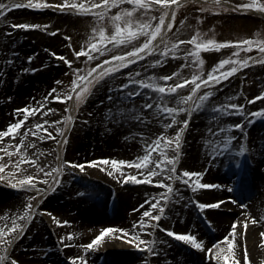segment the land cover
Segmentation results:
<instances>
[{
  "label": "rangeland",
  "instance_id": "rangeland-1",
  "mask_svg": "<svg viewBox=\"0 0 264 264\" xmlns=\"http://www.w3.org/2000/svg\"><path fill=\"white\" fill-rule=\"evenodd\" d=\"M0 2L21 4L20 7L12 8L6 13V19L9 23H0V118L8 111H13L14 113L16 109H22L25 106L38 107L37 102L41 101L44 96H48L53 88L71 91L72 81L76 78L74 75L76 68L86 70L87 68L95 67L103 60L108 59L109 56L123 51H131L133 47L140 46L147 39L146 36L140 35L129 44L119 45L115 48H113V44H108L107 46L113 49L111 52L104 56L93 53L96 58L88 61L87 55H81L77 58L75 52L79 51L82 47L87 48V42L93 36L92 28L96 26V19L92 14L61 12L56 7L33 9L27 7V0H0ZM49 2H63V0H49ZM78 2H81V0H78ZM248 2L250 0H234L233 10L227 12L213 10L201 12V0L186 3L176 12L175 22L173 23V27L167 30L165 40L174 41L179 39L190 41L197 30L205 34V39H214L220 43L255 38L257 33L264 35V16L259 11L255 9L251 11L235 10V5ZM260 2H264V0H260ZM131 6L125 3L109 10V16L105 17L103 21V26L108 34L114 31L111 16L118 12L120 7ZM160 7L162 6L158 5L155 9L147 10L151 15L157 17L155 21H152L153 24L159 22L158 18L161 15L159 11ZM144 12V9L138 10L135 13V18L141 20L150 19L151 15L145 16ZM200 17H203V19L201 20ZM181 21L184 23L182 24ZM21 23H37L47 25V27L37 29L12 27V24ZM56 29H59V32H56ZM53 32H56V34L53 35ZM8 33H11V35H8ZM96 39L98 40L99 37L97 36ZM159 47L163 49L164 44H161ZM193 47L190 43L180 45V55L176 57L167 56L165 57L167 62L162 61L159 65L153 64V61L160 59L161 53L159 51L153 52L142 59L136 60L133 64L120 69L117 73L113 74L112 78L105 77L101 83L96 84L92 88L91 94L81 103L79 111H76L75 116H73L74 124L71 130H69V127L72 122L65 121L63 117L69 114L72 115V108H74L72 105L73 99L64 101L49 97L48 102L36 115L29 116V118L39 116L48 103L51 104L49 100H53L56 103L54 119L55 121H60V127H66L64 139L67 138L68 143L57 144V140H60L62 136L55 130V125L49 126L51 129L53 128L52 130L47 126L50 129L52 137H55V139L49 138L44 142V145H47V149L46 147L44 148L42 151L44 154L39 158L40 165L46 166V172L55 168L58 164L62 165L64 160L84 163L86 170L81 171L79 168H74L71 165H62L65 168L61 177L62 182L58 186H54L55 190L49 188V185L52 184V178L48 177V184H45L43 182L44 173L37 171L34 165L29 166V164H24L22 167L26 171L15 173L17 178L26 174L40 177L41 179L38 181L40 191L49 189L44 200L50 196V193L59 191L52 198L50 207L45 208L43 206L37 208L39 211H35V215L31 221L26 224L23 234L13 244L10 255L12 258L18 260L19 264L20 262L22 264H59L58 261H65V257L61 255L60 257L57 253H55L57 256L53 258L52 244H50L51 246L45 244L44 237L39 231V226H44L50 232L51 239L57 231H60L62 236L65 237L67 233H76V236L72 240L66 238L64 243L71 245L68 249L75 252V256L87 255L90 264H92L91 258H95V255L101 257L108 253L109 249L105 248V245H110L108 243L114 244L113 235L109 234V236H106L101 246L90 250L87 254L80 245L91 242L105 227H133L141 212L146 208V206L141 207V205H145V201L148 199V195L145 192L154 191L159 194L167 191L162 186L147 182L133 183L132 181H128L127 183H121L120 180H117L112 185L111 177L115 175L109 176L107 172L98 166H93V171H88V166L90 165L86 163L87 161H99L101 157L129 161L136 160L138 156L145 154L146 139L150 142L161 133L174 136L175 132L180 127H183L182 121L189 119V125L184 132L180 152L177 153L174 147L165 149V151L169 155L179 156V163L176 165L179 175H182L185 169L192 172H200L202 173L199 178L200 181L208 184L206 180L207 174L212 171V167L217 161L225 159L228 154V152L220 154L219 145L215 144V138L212 133L208 132V129L212 128L213 132H215L217 127H224L232 122L227 121L225 118V114L230 113V110L223 113L224 115L213 111L216 105H227L228 103L244 105L245 112L248 113L246 115L245 112L238 110L239 117L233 123H242L244 127L238 129L239 134L234 141L240 138L242 146L251 152L250 132L256 127L255 124L258 122L257 119L260 116H252L250 114L264 109V97L251 103L249 101L259 96L261 92H264V64L250 63L248 67L241 68L237 73L220 80L215 85L206 87L202 85L196 94L197 96H203L210 89L213 91V95L208 98L203 107L199 110H193L191 117H189L187 111L178 114L177 119L181 123L172 125L171 128L164 127L165 123H171V117L167 113L159 110V114L157 115L158 109L156 107L142 109L145 100L154 104L160 103L150 101L149 96L142 98L143 93L145 94L148 88H141L135 84L129 85L128 89H118L115 87V85L127 82V73L129 72H139L140 78L148 79L151 76L162 77L163 75H170L174 71H179L183 78L190 80L192 74H200L199 68L195 66L198 63L195 58L184 59V52H190ZM52 52L73 60V65L70 67L65 61L60 60L58 56H53ZM29 56L32 57L31 61L28 60ZM248 56L259 58V49L254 47L251 51H248L243 45L239 47L227 45L219 49L210 48L202 50L200 57L204 60L203 76L206 79L207 74L221 59L232 57L233 60H236L237 58L243 59ZM182 65H186V67H181ZM25 68L35 69V71L25 72L23 71ZM228 68L229 65H225L220 71L226 72ZM217 75L219 76V72ZM135 78L134 76L133 79ZM175 79L173 78V81L159 80L158 82L169 84L175 82ZM57 81H62V83L57 84ZM193 86L191 83L185 85L182 89L178 90V94L180 96H189ZM229 86L234 88V99H227V96L223 97L225 89ZM30 87H34L35 89L28 91L27 89ZM134 89L138 90L140 95L130 96L129 93ZM151 91L153 92V90ZM154 94L156 93L154 92ZM55 95L57 93H52V96ZM171 95L176 97L177 93ZM190 104H192V101H189ZM168 105L170 107H188V105L184 104L176 105L175 99L169 100ZM141 110L148 115L149 119L147 122L134 119V114L139 113ZM21 114L23 113L17 114L19 117L14 121H9L7 117L3 122L0 120V130H6L11 123L16 122L19 118H23ZM26 129L20 131L21 135H16L15 138L11 134L9 137L3 138V142H0V148L11 145L13 155L11 158L4 155L0 163H7L9 159L15 161L20 158L19 153H15L14 151L15 141L17 138L21 139L23 137L22 134ZM141 133L146 135L142 136ZM192 133L194 134V145L192 142L191 145L187 144L186 140L187 138L190 139V134ZM207 136L210 137L209 140L214 143V148L217 151L215 154L209 153L208 156H204V152H199L198 148L202 147L203 143L201 141ZM224 136H226L225 133ZM221 137L219 138L221 139ZM186 145L189 147H187V150ZM193 147L196 150H193ZM117 149L122 150L123 153L121 155L119 153L120 156L118 155V158L115 157ZM246 154L247 152L245 151L243 157ZM262 156V159H264V154ZM153 157L159 158V153L154 152ZM233 163L239 162L233 161ZM154 166L155 163L153 162L148 165V168L151 169ZM108 167L111 170L110 166ZM12 168L13 165L9 163L3 175H7ZM143 171L144 169H136L134 166H124V175H128L129 173L137 174V172ZM116 175H119V173H116ZM152 179H163L165 183L172 184L174 191L178 192L179 195L175 197L173 202L167 203L165 209L166 215L159 222L162 227L156 228L154 222L149 232H138L139 235L141 233L146 234L147 236L141 235L146 240L153 239L150 232L155 233L154 238L158 242L156 247L157 255H152L142 247L137 248L135 244H131L134 247H131V250H128L127 254H121L122 257L126 256L124 258L125 262L132 261L136 262V264H188L190 256L193 255L211 257L213 263L217 262L215 256L206 251V247L204 249H196L187 243L186 249L188 251L176 249L173 252L174 243L163 230L164 228H170L177 233L184 230L177 229L175 225H172L171 215L167 213L168 209H185L189 211L191 216L195 215V212L196 214L199 212L201 214L203 210L200 211L195 203L198 200L197 195L200 193L197 190L193 191L192 184H186L179 179L172 181L163 175L153 177ZM191 179L195 181L196 177H192ZM4 181L5 184L3 186L12 188L13 191L15 189L22 204L27 205L29 198L36 195L35 190L26 191L17 189L9 181ZM248 186L249 190L253 191V185L249 183ZM135 192L139 193L134 194ZM102 196H104V201H102ZM220 198H215V200ZM38 199L39 197L31 202L35 204ZM102 202L109 206V208L103 209V213H105L104 218L107 219V222L87 220L86 218L91 217L90 214L94 209L103 208L100 205ZM160 203L165 204L166 202L161 200ZM40 204L38 207H40ZM222 204L221 207H223ZM52 206H55L56 209L52 208ZM49 212L54 213L61 220H68L72 223L69 225H57L48 214ZM122 217H125L124 224H119L117 221L121 220ZM187 218L189 221V216ZM206 225L208 227L206 229L209 231L213 230L207 221ZM134 228V232H136L137 228ZM185 230V233L196 235L204 243L205 238H201L194 218ZM130 232L132 231L130 230ZM219 237H213L209 244L211 246L215 244L220 240ZM51 259H53V263H50ZM105 260L103 259L95 264H119L121 261ZM69 262H66V264H72V262Z\"/></svg>",
  "mask_w": 264,
  "mask_h": 264
},
{
  "label": "snow or ice",
  "instance_id": "snow-or-ice-1",
  "mask_svg": "<svg viewBox=\"0 0 264 264\" xmlns=\"http://www.w3.org/2000/svg\"><path fill=\"white\" fill-rule=\"evenodd\" d=\"M189 0H63V2H55L50 3L49 0H27V7L33 9H44L56 7L61 12H72V13H80V14H92L96 19V26L92 28L93 36L89 38L87 42V48L82 47L79 51L75 52L77 58L81 55H87L88 61L94 60L96 58L93 53H97L100 56H104L105 54L111 52L113 49L109 48L108 44H113V48L119 45H127L131 41L135 40L138 36L144 35L147 39L144 40L143 44L138 47H133L131 51H123L116 55H111L108 59L103 60L101 63L97 64L95 67L87 68L86 70H81L80 68L75 69V79L72 81L71 91H65L63 89L53 88L49 92L48 96H44L41 101H38V107H29L25 106L22 109H16L15 111L19 115L23 113V119H18L16 122L11 123L6 130H0V142H3L4 137H9L10 134L13 138L16 135H21L18 131L24 125L25 121L29 119L30 115H35L41 108L44 107V102H46L49 97L55 100H72L74 96L75 110L79 111L81 103H83L87 96L91 94L92 88L101 83L105 77L112 78L113 74L117 73L120 69L127 67L130 64H133L136 60L142 59L144 56L149 55L153 52L159 51L161 53V58L153 61V64L159 65L162 61L167 62L165 57L173 56L176 57L180 55V45H184L186 43H190L194 47L190 52H184V59L188 60L190 57L195 58L198 62L195 66L199 68L200 74H192L191 79H186L182 77V74L179 71H174L170 75H163L162 77L151 76L148 79L140 78V73L129 72L127 73L128 80L126 83H121L115 85L118 89H128L129 85H137L141 88H148L153 90V92L157 93L159 96L160 103L154 104L150 103L147 100L144 101L142 105V109H152L156 107L158 109L157 115L159 114V110H162L164 113H167L171 117V123H165V128H171L172 125L181 123L177 119L178 114L183 112H188L189 117H191L193 110H199L201 107L205 105V102L209 97L213 95V91L210 89L205 92L203 96H197L198 90L202 85L209 86L215 85L220 82L222 79H226L228 76H232L233 74L240 71L241 68L248 67L250 63H259L264 64V35L261 33H257L255 38L250 39H241L236 41H225L223 43L217 42L214 39H205V34L196 31V34L193 35L190 41L184 40H174V41H166L164 37L166 36L165 28L170 30L173 27V23L176 19V12L182 6L183 3H188ZM125 3L132 5L131 7H120V10L111 16V23L114 27V31L111 34H108L103 26V21L105 17L109 16V10L112 8H116L119 5H124ZM202 7L200 8L201 12H205L208 10H213L217 12H227L229 10H233L234 0H201ZM160 7L159 11L161 15L159 16V22L153 24L152 21L157 19L156 16L151 15L147 10L155 9L157 6ZM21 4L17 3H4L0 2V23H9L6 19V13L12 9L20 7ZM174 6V7H173ZM144 9V15L149 16L151 18L148 20H141L135 18V13ZM257 10L262 15H264V2H260V0H250L248 3H243L239 5H235V10L242 11H251ZM171 12V21L166 24V20H168L169 13ZM202 20L203 17H200ZM183 24L184 22L181 21ZM13 28H23V29H37L41 27H47V25H41L37 23H21V24H12ZM56 32H59V29H56ZM56 32L52 34L55 35ZM11 35V33H8ZM99 37L97 40L96 37ZM157 37H161L160 43L164 44L163 49L159 47V44L154 43L157 40ZM70 39V38H69ZM227 45H236L237 47L243 45L248 51H251L252 48L259 49V58H254L248 56L246 58L240 59L237 58L233 60L232 57H228L226 59H221L218 64H216L212 70L207 74V78L205 79L203 76V65L204 60L200 57V52L202 50H207L210 48L219 49L225 47ZM53 56H58L60 60L65 61L70 67L73 65L74 61L68 59L66 56L58 54L56 52H52ZM28 60L31 61L32 57L29 56ZM225 65H229V68L226 72L220 71L224 68ZM181 67H186V65H182ZM23 71H35V69H23ZM219 72V76L217 73ZM136 77L133 79V77ZM175 82L169 84H162L158 82L162 81H173ZM57 84L62 83V81H57ZM194 85L191 88V94L189 96H180L178 94V90L182 89L185 85L188 84ZM52 93H57V95L52 96ZM177 93L176 97H173L171 94ZM130 96H138L140 95L138 90H133L129 93ZM151 96V93H148ZM264 97V92H261L259 96L252 98L249 102H254L255 100L261 99ZM195 98V99H194ZM11 99V98H9ZM111 99V97H109ZM175 99L176 105H188V107H178V106H169L168 101ZM231 99V98H229ZM189 101H192V104L189 105ZM239 110L241 112H245L244 105L237 103H228L227 105L220 104L216 105L213 109L214 112L225 113L228 110ZM48 111H53V109H48ZM71 111V110H70ZM247 115L248 113L245 112ZM46 115V113H45ZM252 116H264V109H260L255 113H251ZM63 119L69 123L74 120V117L69 114L63 117ZM134 119L137 121L147 122L149 117L146 113L141 110L139 113L134 114ZM43 124L55 125V130L60 133L62 137L65 136L66 127H60V121H51L45 120ZM183 127H180L174 136H168L161 133L155 139L150 142L145 140V154L142 156H138L136 160L129 161L125 159H114L109 157H101L99 161L91 160L86 163L92 166H98L102 168L109 176L115 175L117 180H120L121 183H127L128 181H132L133 183H142L147 182L149 184H157L162 186L167 191L165 193H159L158 197H153L152 199L155 201L151 203L150 209L143 212L142 218L137 221L133 227H138V232H149V230L153 227L155 222V227L160 228L162 225L159 223L162 220V217L166 215L165 209L167 207V203H171L175 200V197L179 195L178 192L174 191L172 184H167L163 179L153 180V177H157L160 175L166 176L167 179L175 181L177 179L181 180L186 184H192L193 191L199 189H208L217 187V185L202 183L200 181V176L202 173L200 172H192L187 169L183 171L182 175L177 173L176 165L179 163L178 155H169L165 149L174 147L177 153L181 150V145L183 142V136L186 128L189 125V119H185L182 121ZM37 129H40L41 132H47L48 135H41V132L32 131L29 129L33 136H37L40 140H45L49 138L55 139L52 137L51 132L48 131L47 128H44L42 124L37 123L35 125ZM244 127L242 123H229L224 127H217L216 131L213 132L212 128L208 129L209 133H212L215 138V144L219 145L220 154L227 153L229 150L238 152L240 155H244L247 150L245 147L241 146L239 149L232 148L231 142L236 138L235 136H224V133L230 129H241ZM25 139L28 136V132L22 134ZM142 136L146 135L141 133ZM224 136V139H220L219 137ZM64 143L67 144V138L63 139V141L57 140V144ZM30 147H36V141L30 142ZM23 148V151L21 149ZM15 153H19L20 158L18 160H11L7 163H0V181L8 180L13 184V187L22 190H35L36 195L29 198V202L27 203L25 210L22 213H18L12 221L11 227H0V264H19V261L12 258L10 255V249L12 248L15 241L23 234L26 224L31 221L32 217L35 215V210L38 205H34L31 201L36 200L37 197L41 196V191L39 189L38 181L41 179L40 177H36L30 174L23 175L20 178L15 176L16 172L26 171L23 169V165L27 163H31L34 165L36 170L44 173L43 182L48 184V177L52 178V184L49 185V188L55 190L54 186H58L62 180V173L65 171V168L62 165H71L74 168H79L81 171L85 170L84 163H78L74 161L64 160L61 164H58L55 168L50 169L49 171H45L46 166H41L39 163V158L44 153L37 149L39 152V156H33L28 154V150L24 147V140H21L18 144L15 145ZM217 151L216 148H213V154ZM159 153V158L153 157V153ZM0 160H3V156L7 155L9 158L13 155V150L11 149V145H7L4 148H0ZM59 159V157H57ZM155 163V167L149 169L148 165L151 163ZM9 163L13 165V168L7 173V175H3L5 173V169L8 168ZM135 167L136 169H144L143 172H137V174L124 175V166ZM111 170H109V167ZM55 173V175H53ZM119 173V175H116ZM143 177V179H141ZM196 177L195 181L191 178ZM187 178V179H186ZM48 189H45L47 191ZM232 188H229V191H232ZM163 200L166 203L161 204L160 201ZM235 202V201H233ZM145 203H150V201L146 200ZM196 205L200 210L208 209V208H218L221 206L223 201H215L212 203H205L199 200L195 201ZM143 207V205H141ZM158 209V213L156 210ZM135 210V209H134ZM47 211V210H41ZM53 221L57 225H69L72 222L68 220H61L55 216L54 213H48ZM144 217H148V219H144ZM24 221V223H21ZM255 223L256 220L253 219ZM211 223V221H209ZM239 221H234L231 231L229 235L225 236L223 239L228 241L227 250L228 254H224L225 249L218 244H213L211 247L207 248V251L210 254H213L220 264L221 258L223 261H231V264H241L240 259H238V252L234 250V245L236 243V235L237 229L236 225ZM245 232L247 233L248 229V221H244ZM169 236L174 237L180 241H184L191 245L196 249H204V243L197 238L196 235L192 233H177L170 228L163 229ZM122 233L123 235L120 237L121 240H126L129 244H135L137 248H143L147 252L152 255H157L156 247L158 242L156 241L155 233L150 232V235L153 236V239L146 240L138 232H130L126 228H118L116 226H109L103 228L98 235L95 236L91 242L87 244L80 245L84 249V252L87 254L90 250L97 249L104 243L105 237L109 234L114 235L115 233ZM14 233V235H13ZM76 236V233L70 232L65 236L60 237V242L64 247H69L71 245L64 244L65 239L72 240ZM261 236H264V233H261ZM11 237V238H8ZM231 237V239H230ZM215 249V251H213ZM248 256V248L244 249V258L247 259ZM72 261V264H90V261L87 258V255H79L69 257Z\"/></svg>",
  "mask_w": 264,
  "mask_h": 264
},
{
  "label": "bare ground",
  "instance_id": "bare-ground-1",
  "mask_svg": "<svg viewBox=\"0 0 264 264\" xmlns=\"http://www.w3.org/2000/svg\"><path fill=\"white\" fill-rule=\"evenodd\" d=\"M171 21L170 16L168 17V20H166V24ZM167 28H165V32H167ZM165 38V37H164ZM161 37H157V40L154 41L156 44L160 43ZM31 89H35L34 87H30L27 90L31 91ZM147 92L142 95V98L148 97V93H151V96H149L150 101H156L157 103L160 102L159 96L154 94V92L151 91V89H147ZM227 99L235 97L234 88L232 86H229L225 89V93L223 94V97H226ZM51 104L48 103L47 107H45L39 116H32L27 121H25L24 125L19 129V132L23 129H26L24 131L28 132V136L25 139L23 136L21 139L17 138L15 143L18 144L21 140H24V147L27 148L28 154L33 156H39V152L37 149H40V151H43L44 148L47 145H44L45 140H40L37 136H33L31 132H29V129H32V131L41 132L40 129H37L35 125L37 123H40L43 125L44 128H47L50 132V127L52 125L50 124H43L45 120H51L55 121V106L56 103L52 100H49ZM48 101L44 102V105ZM236 102V101H234ZM74 106V104H73ZM48 109H53V111H48ZM46 113V115H45ZM76 111L74 108H72V116H75ZM37 114V113H36ZM35 114V115H36ZM24 114H21L23 117ZM224 115V114H223ZM6 117L9 121H14L17 117H19L16 112L8 111L2 117L0 120L3 122ZM239 117V111L238 110H230V113L225 114V118L227 121H236ZM23 119V118H19ZM257 123L255 124V128L252 132H250V151L246 150L247 154L243 157V155H240L238 152H233L231 150L228 151L227 157L225 159L219 160L216 162V164L212 167V171L207 174L206 180L208 181V184L217 185V187L214 188H208V189H197V191L200 193L197 195V199L201 202L205 203H212L215 201H223V207L218 208H208L204 209L203 211L191 216L188 210L181 209V208H173L168 209L167 213L171 215V221L172 225H175L177 229H184L181 230L179 233H185V228L189 226V223L193 221V218L196 222V227L198 232H200L201 238L204 239V245L206 248L211 247L209 244L210 241H212L213 237H219L220 240H218L215 244H218L219 246L223 247L225 249L224 254H228L227 250V244L228 241H225L223 238L227 235H229L233 222L239 221V223L236 225L237 229V235H236V243L234 245V250L238 252V259H240L241 264H264V236H261V233H264V159H262V155L264 154V116H260L259 119H257ZM28 122V123H27ZM251 125V124H250ZM50 128H48V127ZM53 129V128H52ZM51 129V130H52ZM226 136H235V138L238 136L239 131L238 129H230L225 131ZM41 135L47 136V132H41ZM194 134H190V139L187 138V144L191 145V142L194 145ZM15 138V137H14ZM209 136L202 139V147L198 148L199 152H204V156L209 153L213 154V148L214 143L209 140ZM221 139H224V137H221ZM14 140V139H13ZM59 140V139H58ZM62 139H60L61 141ZM36 141V147H30V142ZM242 140L239 138L236 141H232L231 145L232 148L239 149L242 146ZM14 142V141H12ZM186 145V150H187ZM189 148V147H188ZM195 148L193 147V150ZM115 153V157H119L122 153V150L117 149ZM196 150V149H195ZM23 151V148L21 149ZM120 153V155H119ZM119 155V156H118ZM42 156H40L41 158ZM233 161H238L239 163H233ZM243 161V162H242ZM29 166H31V163H27ZM90 165V164H89ZM155 167V166H154ZM94 167L92 165L88 166V171H93ZM86 170V169H85ZM204 180V179H203ZM8 181V180H7ZM117 182V179L115 176L111 177V184L114 185ZM249 183L250 185H253L254 189L253 191L249 190ZM5 184V181H0V227H11L13 218L18 214L22 213L25 210L26 204H22V202L19 200L17 193L15 192V189L13 191L12 188H8L3 186ZM9 186V185H8ZM15 188V187H14ZM229 188H232V191H229ZM49 189L47 191H41V196H39V199L34 205H39L40 202H43L40 204V207L48 208L51 205L52 198L59 192L55 191L54 193L48 194ZM139 192H135L134 194H138ZM148 195V201L150 203H145L146 206L145 210H149L151 203H154L155 201L152 199L153 197H158V193L154 191H146L145 192ZM129 197V195H127ZM138 196V195H137ZM221 197V198H220ZM137 198V197H135ZM215 198H220L218 200H215ZM136 200V199H135ZM102 201H104V196H102ZM130 201V199H129ZM235 201V202H233ZM101 207L94 209L93 212L90 214V218H86L87 220L91 219L95 220L97 222H103L106 223L107 219L104 218L103 209L109 208L107 204H104V202L100 203ZM225 205V207H224ZM55 208V206H52V208ZM56 209V208H55ZM39 211V209H36ZM35 210V211H36ZM143 211V212H144ZM143 212H141L140 216L137 218L136 222L139 221L142 218ZM158 212V209L156 210V213ZM57 213V212H56ZM187 216H189V221ZM203 216V217H202ZM144 219H148V217H144ZM253 219L256 220V222H253ZM125 217H122L121 220H118L119 224H124ZM248 221V229L247 233L245 232L244 228V221ZM207 223L212 227L213 230L209 231L206 225ZM211 221V223H209ZM21 223H24V221H21ZM206 226V227H205ZM129 231L132 232L135 231V228L132 226L125 227ZM136 232H138V227H136ZM39 231L42 233L44 237L45 244L48 246H51L52 244L53 250H52V256L53 258L57 255L65 257V261H58L59 264H66V262L71 263L72 261L69 259V257L75 256V252L72 250L70 251L68 247H64L63 244L60 242V237L62 236V233L60 231L55 232L54 237L52 239L50 238V232L44 228V226H39ZM118 233V232H117ZM115 233L113 235L114 244L108 243L110 245H105V248L109 249L108 253L105 256L98 257L95 255V258H91L92 264L99 263V261L106 259L107 260H121L119 264H136V262H125L124 258L121 254H127L128 250H131L132 246L129 244L126 240H121L120 237L123 235L122 233ZM14 235V233H13ZM141 235H146L141 233ZM60 236V237H58ZM109 236V235H108ZM111 236V235H110ZM147 236V235H146ZM56 237V239H55ZM174 243V250L178 249H184L185 251H188L186 249L187 243L184 241H180L174 237L169 236ZM11 238V237H8ZM19 239V238H18ZM17 239V240H18ZM231 239V237H230ZM15 241V243L17 242ZM65 242V241H64ZM14 243V244H15ZM67 244V243H64ZM245 247L248 248V256L247 259L244 258V249ZM104 249V247H103ZM2 250V249H0ZM177 250V251H178ZM176 251V252H177ZM207 251V249H206ZM215 251V249L213 250ZM11 252V249H10ZM175 252V256H176ZM192 253V252H191ZM60 256V257H61ZM214 256V255H213ZM64 259V258H63ZM53 259L50 260V263ZM10 263V262H9ZM116 263V262H115ZM22 264V262H20ZM41 264V263H39ZM188 264H218V262L213 263L211 257H207L204 255H193L190 256ZM220 264H231V261H223L221 258Z\"/></svg>",
  "mask_w": 264,
  "mask_h": 264
}]
</instances>
